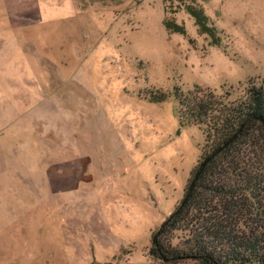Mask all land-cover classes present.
<instances>
[{
    "label": "rangeland",
    "instance_id": "obj_1",
    "mask_svg": "<svg viewBox=\"0 0 264 264\" xmlns=\"http://www.w3.org/2000/svg\"><path fill=\"white\" fill-rule=\"evenodd\" d=\"M0 52V264H163L205 144L175 93L264 85V0H0Z\"/></svg>",
    "mask_w": 264,
    "mask_h": 264
},
{
    "label": "trees",
    "instance_id": "obj_2",
    "mask_svg": "<svg viewBox=\"0 0 264 264\" xmlns=\"http://www.w3.org/2000/svg\"><path fill=\"white\" fill-rule=\"evenodd\" d=\"M185 11L218 46L203 9L191 1ZM164 25L185 34L174 19ZM231 95L202 87L175 93L179 120L201 129L205 144L182 197L152 234L148 253L163 264H264V85Z\"/></svg>",
    "mask_w": 264,
    "mask_h": 264
},
{
    "label": "crops",
    "instance_id": "obj_3",
    "mask_svg": "<svg viewBox=\"0 0 264 264\" xmlns=\"http://www.w3.org/2000/svg\"><path fill=\"white\" fill-rule=\"evenodd\" d=\"M5 53V52H4ZM0 55H1V52H0Z\"/></svg>",
    "mask_w": 264,
    "mask_h": 264
}]
</instances>
